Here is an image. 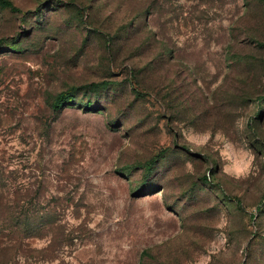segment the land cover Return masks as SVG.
Listing matches in <instances>:
<instances>
[{
  "label": "rangeland",
  "instance_id": "rangeland-1",
  "mask_svg": "<svg viewBox=\"0 0 264 264\" xmlns=\"http://www.w3.org/2000/svg\"><path fill=\"white\" fill-rule=\"evenodd\" d=\"M9 1L0 261L264 264V0Z\"/></svg>",
  "mask_w": 264,
  "mask_h": 264
},
{
  "label": "trees",
  "instance_id": "trees-1",
  "mask_svg": "<svg viewBox=\"0 0 264 264\" xmlns=\"http://www.w3.org/2000/svg\"><path fill=\"white\" fill-rule=\"evenodd\" d=\"M0 5L3 7L11 8L13 11H19L14 4L9 0H0ZM2 40H0V45L2 44ZM109 84L108 81H102V82H93L90 84H86L81 86V88H93V87H99L102 85ZM76 88H71L69 90L63 91L60 94H58L53 102V108L56 111L62 110L64 107L68 105H73L75 102V94L74 91ZM87 108H90V104H87ZM9 193V192H8ZM15 195L14 200H12L10 197H7L4 192L0 193V221L2 219V222H0L1 227H14L15 230L10 232L9 234H2L0 235L1 238H7L8 241L15 240L17 238L21 237H31L32 235H36L40 230L43 229V226L45 224V221H48V219H45L44 221L38 220V218L35 215L27 216L23 212V205L20 204V196H18L17 192H14ZM13 197V196H12ZM38 210H34V214L37 213ZM3 214V217H1ZM52 214L50 213L47 218L51 219ZM28 223V224H27ZM40 223L41 226H38ZM4 229H6L4 227ZM7 258L3 261H0V264H7Z\"/></svg>",
  "mask_w": 264,
  "mask_h": 264
}]
</instances>
